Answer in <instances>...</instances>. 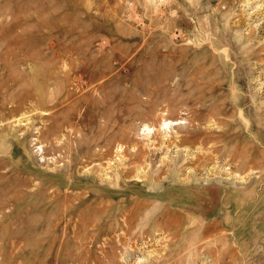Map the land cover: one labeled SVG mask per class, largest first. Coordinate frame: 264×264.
Instances as JSON below:
<instances>
[{
  "label": "rangeland",
  "instance_id": "374dc122",
  "mask_svg": "<svg viewBox=\"0 0 264 264\" xmlns=\"http://www.w3.org/2000/svg\"><path fill=\"white\" fill-rule=\"evenodd\" d=\"M263 91L264 0H0V264H264Z\"/></svg>",
  "mask_w": 264,
  "mask_h": 264
},
{
  "label": "bare ground",
  "instance_id": "6f19581e",
  "mask_svg": "<svg viewBox=\"0 0 264 264\" xmlns=\"http://www.w3.org/2000/svg\"><path fill=\"white\" fill-rule=\"evenodd\" d=\"M13 18V17H12ZM21 23V22H20ZM6 29V28H5ZM24 38V37H23ZM213 58V57H212ZM163 76V75H162ZM93 79V78H92ZM89 80V79H88ZM94 80V79H93ZM69 81V80H68ZM92 81V80H91ZM89 83V82H88ZM77 85V84H76ZM53 88V87H52ZM264 92V91H263ZM60 93V92H59ZM134 98V97H133ZM197 104V103H196ZM257 104V103H256ZM225 106V105H224ZM264 106V105H263ZM260 107V106H259ZM263 109V108H262ZM262 109H261V111H262ZM146 114H147V116L149 115V113H150V111L149 110H147L146 112H145ZM204 114V113H203ZM166 120V119H165ZM165 120H163V122H164V126H169L168 124H170V122L168 123V122H165ZM195 120V119H194ZM167 121V120H166ZM223 121V120H222ZM262 121V120H261ZM162 122V123H163ZM192 122V121H191ZM171 125V124H170ZM176 125V124H175ZM188 125V124H187ZM144 126H146V125H144ZM161 126V125H160ZM199 126V125H198ZM195 127H196V125H195ZM158 128V127H157ZM165 128H167V127H165ZM144 130L146 131V135H148L149 133H151L150 131H149V128H148V126L147 127H145L144 128ZM143 130V131H144ZM247 131H248V129H247ZM244 135L246 136L245 138H246V140L247 141H245L244 140V146H245V148L246 149H248L249 150V153H246L245 154V152L243 151V152H239V151H236V150H233V151H230V153H229V155H227V156H229V161L230 162H232V161H237L238 162V166H236L235 168H237V170H246V168H251V167H253V165H255V149H256V147L258 146V144L255 142V140H254V138H249V136L248 135H246V132H244ZM167 136V135H166ZM196 136V135H195ZM194 136V137H195ZM200 139V138H199ZM201 140V139H200ZM179 141H181V139H179ZM209 141V140H208ZM207 141V142H208ZM177 142V141H176ZM201 142V141H200ZM216 142V141H215ZM167 144H171L169 141H168V143ZM208 144H209V142H208ZM206 149V148H205ZM152 153V152H151ZM197 157V156H196ZM199 157V156H198ZM144 158V157H143ZM199 159V158H198ZM144 160V159H143ZM203 160V159H202ZM219 160V159H218ZM198 161V160H197ZM222 161H224V160H222ZM209 162V161H208ZM218 162V161H217ZM129 163V162H128ZM131 163H133V162H131ZM228 163V162H227ZM226 163V164H227ZM194 164V163H193ZM225 164V165H226ZM185 168V167H184ZM130 169V168H129ZM186 169V168H185ZM194 169V168H193ZM164 170V169H163ZM78 171V170H77ZM124 171V170H123ZM233 173V172H232ZM243 174V173H242ZM166 175V174H165ZM89 177H90V175H89ZM96 179H97V177H95ZM115 179V178H114ZM111 180H113V179H111ZM185 181V180H184ZM258 181V180H257ZM28 184V183H27ZM194 190V189H193ZM76 194V193H75ZM79 195V194H78ZM4 198H2V200H3ZM9 199V198H8ZM1 202L2 201H0V204H1ZM5 202H6V200H5ZM67 203V202H66ZM92 203V202H91ZM98 204L99 205H103V200L102 199H98ZM189 205V204H188ZM205 209V208H204ZM82 211V210H81Z\"/></svg>",
  "mask_w": 264,
  "mask_h": 264
}]
</instances>
